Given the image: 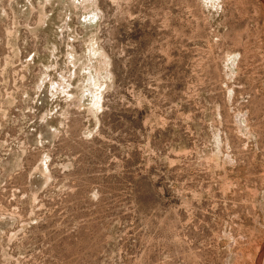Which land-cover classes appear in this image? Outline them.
I'll return each instance as SVG.
<instances>
[{"label":"rangeland","instance_id":"374dc122","mask_svg":"<svg viewBox=\"0 0 264 264\" xmlns=\"http://www.w3.org/2000/svg\"><path fill=\"white\" fill-rule=\"evenodd\" d=\"M0 264H264V0H0Z\"/></svg>","mask_w":264,"mask_h":264},{"label":"bare ground","instance_id":"6f19581e","mask_svg":"<svg viewBox=\"0 0 264 264\" xmlns=\"http://www.w3.org/2000/svg\"><path fill=\"white\" fill-rule=\"evenodd\" d=\"M229 62L232 64L233 63V60H232V58L231 59H229ZM240 123V122H239Z\"/></svg>","mask_w":264,"mask_h":264}]
</instances>
